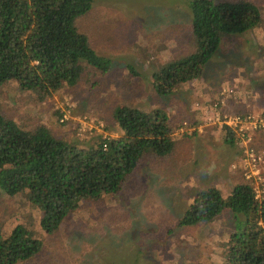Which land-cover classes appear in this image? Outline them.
<instances>
[{
	"label": "rangeland",
	"instance_id": "1",
	"mask_svg": "<svg viewBox=\"0 0 264 264\" xmlns=\"http://www.w3.org/2000/svg\"><path fill=\"white\" fill-rule=\"evenodd\" d=\"M189 1L95 0L75 25L110 60L105 73L86 66L74 85H63L43 101L14 80L0 86V114L25 130L45 125L55 137L89 147L121 134L113 110L129 105L163 109L174 139L169 155L144 156L116 194L81 201L52 234L41 228V212L25 194L0 190L2 234L22 224L42 243L39 253L17 264L223 262L233 230L229 209L206 223L178 221L196 191L216 187L226 198L236 184L250 183L237 164L239 145L226 143L225 131L208 117L217 108L233 114L264 111V0H248L261 11L259 26L226 36L202 77L163 96L153 89L152 72L196 47ZM253 140L264 148V131ZM258 193L264 196L261 188Z\"/></svg>",
	"mask_w": 264,
	"mask_h": 264
},
{
	"label": "trees",
	"instance_id": "2",
	"mask_svg": "<svg viewBox=\"0 0 264 264\" xmlns=\"http://www.w3.org/2000/svg\"><path fill=\"white\" fill-rule=\"evenodd\" d=\"M94 1L0 0V86L14 80L43 101L63 85H74L86 66L105 73L110 60L98 55L75 25ZM189 10L194 51L151 75L153 89L163 96L202 77L226 36L248 32L262 21L259 7L248 0H190ZM113 118L121 134L84 147L55 137L45 125L25 130L0 114V190L25 194L41 212V228L52 234L81 201L116 194L144 156L164 157L173 150L163 109L118 105ZM222 129L224 141L234 144V131ZM224 208L232 213L233 230L221 264H264V197L258 199L248 183L236 184L226 198L216 187L196 191L178 224L210 222ZM41 246L22 224L8 236L0 229V264L28 260Z\"/></svg>",
	"mask_w": 264,
	"mask_h": 264
},
{
	"label": "built area",
	"instance_id": "3",
	"mask_svg": "<svg viewBox=\"0 0 264 264\" xmlns=\"http://www.w3.org/2000/svg\"><path fill=\"white\" fill-rule=\"evenodd\" d=\"M209 124L218 125L234 131L236 143L240 147L238 167L243 171L249 185L254 189L259 198L258 190L264 193V148L253 143L256 132L264 131V111L257 114L224 113L217 108L210 112ZM236 167V165H233Z\"/></svg>",
	"mask_w": 264,
	"mask_h": 264
}]
</instances>
